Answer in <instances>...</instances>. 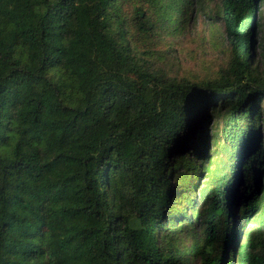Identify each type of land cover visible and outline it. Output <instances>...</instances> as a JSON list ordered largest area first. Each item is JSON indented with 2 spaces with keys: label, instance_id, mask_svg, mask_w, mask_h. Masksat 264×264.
Segmentation results:
<instances>
[{
  "label": "trees",
  "instance_id": "16d2710c",
  "mask_svg": "<svg viewBox=\"0 0 264 264\" xmlns=\"http://www.w3.org/2000/svg\"><path fill=\"white\" fill-rule=\"evenodd\" d=\"M167 2L0 0V264H191L187 235L193 264H264V0H220L232 56L203 82L143 62ZM190 152L197 197L162 235Z\"/></svg>",
  "mask_w": 264,
  "mask_h": 264
},
{
  "label": "rangeland",
  "instance_id": "374dc122",
  "mask_svg": "<svg viewBox=\"0 0 264 264\" xmlns=\"http://www.w3.org/2000/svg\"><path fill=\"white\" fill-rule=\"evenodd\" d=\"M169 1H172V3L167 2L168 7L170 8V4H172V8L165 18L166 24L162 29V36L159 38L158 45L152 52H144L148 51V49L139 50L143 62H147L154 72L169 78H176L177 80L203 82L218 78L221 70L227 68L232 56L225 24L222 19L220 0ZM173 2L175 3L173 4ZM254 67L264 71V38L261 37V34L256 40ZM260 105L264 107V101ZM221 106V102H218L215 107L208 109L207 118L210 119L208 124H204V126L208 125L207 133L210 141V152H213L216 147L215 140H219L222 120L218 118V115H212L211 117L209 115L214 110V112L219 110ZM258 126L261 130L264 147V121L261 120ZM181 141L179 140V143ZM190 153L189 156L178 157L173 162L170 159V164L167 167L168 172L172 171L174 165L177 168L178 172H176L172 182V187L174 190L176 189L175 193L177 195L172 199L170 210L167 214L174 221L165 223L162 235L164 229L177 227L176 219L179 214H182L185 218L188 216L187 213L191 210V200L195 196L197 197L196 194L193 195L191 193L190 185H195L199 177L201 157L196 152ZM262 170L264 175V159ZM206 177L207 174L205 172L198 182L196 193L204 185ZM181 190L184 191V194L187 192L184 200H181L178 195ZM183 205L184 211L181 208ZM235 225L237 224L235 223L234 227H236ZM256 226L259 227V225ZM239 230H243V228L236 231L232 230V232L234 231L233 236H237ZM182 242L178 243L180 254L189 263L193 264L195 250H191V248L193 247L194 239L187 235V237H183Z\"/></svg>",
  "mask_w": 264,
  "mask_h": 264
}]
</instances>
